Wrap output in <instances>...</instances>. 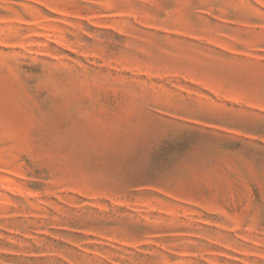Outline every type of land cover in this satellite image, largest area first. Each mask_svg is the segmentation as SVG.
<instances>
[{"label": "rangeland", "instance_id": "1", "mask_svg": "<svg viewBox=\"0 0 264 264\" xmlns=\"http://www.w3.org/2000/svg\"><path fill=\"white\" fill-rule=\"evenodd\" d=\"M0 264H264V0H0Z\"/></svg>", "mask_w": 264, "mask_h": 264}]
</instances>
